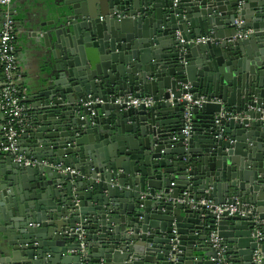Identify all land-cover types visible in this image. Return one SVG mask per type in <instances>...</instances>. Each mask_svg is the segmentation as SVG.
<instances>
[{"label": "water", "instance_id": "1", "mask_svg": "<svg viewBox=\"0 0 264 264\" xmlns=\"http://www.w3.org/2000/svg\"><path fill=\"white\" fill-rule=\"evenodd\" d=\"M64 5L0 139V264H264V0Z\"/></svg>", "mask_w": 264, "mask_h": 264}, {"label": "built area", "instance_id": "2", "mask_svg": "<svg viewBox=\"0 0 264 264\" xmlns=\"http://www.w3.org/2000/svg\"><path fill=\"white\" fill-rule=\"evenodd\" d=\"M13 0H0V113L4 117V124L2 127V137L4 142L2 143L1 150L6 153H13L18 149V137L20 135L21 128L25 122V107L22 104V98L19 96L21 88L18 86V58L16 54V20L13 16L15 14L12 8ZM248 34L240 35L239 38H247ZM211 41L210 38L204 37L202 39H195V44ZM189 86H184L188 89ZM123 98L118 99L117 103H120ZM127 107H138L143 104L150 106L152 104L151 98L137 99L131 95L126 96ZM185 101L187 104L184 106L182 113L183 118V130L182 135L188 138L192 129V110L194 107H200V104L204 102V98L201 97L194 101L192 95H185L178 102ZM18 163H22L24 166H32L33 163L24 160L19 156L15 160ZM201 205L206 206V209L212 210L213 205L207 202H201ZM228 213L229 216L233 215L236 210L233 205H220L215 207L212 213L218 219L222 213ZM212 243L214 247H218L217 238L212 235Z\"/></svg>", "mask_w": 264, "mask_h": 264}, {"label": "crops", "instance_id": "3", "mask_svg": "<svg viewBox=\"0 0 264 264\" xmlns=\"http://www.w3.org/2000/svg\"><path fill=\"white\" fill-rule=\"evenodd\" d=\"M66 0H14L17 36L15 41L18 58L17 83L22 86L34 87L38 82L50 56L49 50L44 47L41 33L42 25L52 26L60 20V15L68 10L64 5ZM91 2V1H90ZM51 28L45 27V29ZM4 117L0 113V139Z\"/></svg>", "mask_w": 264, "mask_h": 264}]
</instances>
